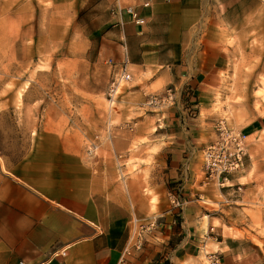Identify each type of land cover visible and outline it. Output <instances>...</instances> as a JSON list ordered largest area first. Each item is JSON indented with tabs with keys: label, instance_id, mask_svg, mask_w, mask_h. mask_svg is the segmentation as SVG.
<instances>
[{
	"label": "crops",
	"instance_id": "obj_1",
	"mask_svg": "<svg viewBox=\"0 0 264 264\" xmlns=\"http://www.w3.org/2000/svg\"><path fill=\"white\" fill-rule=\"evenodd\" d=\"M144 1L78 0L72 16L84 55L95 63L125 64L131 77L116 110L131 130L122 129L112 140L126 151L91 156L67 147L62 137H50L38 139L42 147L17 164L3 158L0 264H118L131 217L155 215L161 216V232L148 235L144 251L127 264H152L161 257L168 264H206L202 253L216 254L217 264H264V117L242 126L244 182H234L240 171L223 185L199 182L201 151L215 137L211 125L218 120L210 112L220 81L215 66L227 60L223 50L231 48L226 39L232 34L247 32L252 21L264 26V3L150 0L143 6ZM127 7L144 23L135 24ZM167 86L176 89V97L188 86L194 89L195 117H186L178 105L169 106L163 118L140 114L145 96ZM138 159L148 161L140 165L146 172L141 168L134 172L138 178H127L126 201L121 188L108 185L105 168ZM175 186L184 201L178 213L167 197ZM251 207L259 208L258 219L244 211Z\"/></svg>",
	"mask_w": 264,
	"mask_h": 264
},
{
	"label": "rangeland",
	"instance_id": "obj_2",
	"mask_svg": "<svg viewBox=\"0 0 264 264\" xmlns=\"http://www.w3.org/2000/svg\"><path fill=\"white\" fill-rule=\"evenodd\" d=\"M77 2L0 0L1 169L3 158L17 164L42 147L38 144L40 138L62 137L68 142L67 147L91 156L100 153L114 156L126 151L112 140L122 129L131 128L123 126L116 116L118 101L114 108H108L105 99L111 75L108 60L95 63L84 55L81 34L75 30L78 24L72 16ZM78 20L86 19L80 16ZM252 22L247 32L226 39L231 48H224L227 60H219L215 66L220 81L214 88L210 111L218 114V120L224 119L231 128L241 131L250 121L264 117V26ZM166 110L139 109L140 114L154 112L160 118ZM140 141L147 142L146 138ZM137 147L134 144L129 148ZM153 150L152 147L146 151ZM121 162H111L104 173L108 185L121 188L128 201V177L138 178L134 172L141 168L146 172L145 166L140 165L148 161ZM121 164L128 166L127 169H121ZM239 171L234 182L242 184V168ZM209 184L217 186L216 182ZM203 201L200 203L206 205L209 199L203 197ZM210 205L209 202L207 206ZM244 211L252 218H259V208ZM130 227L128 223L127 230ZM200 260L205 263L203 253Z\"/></svg>",
	"mask_w": 264,
	"mask_h": 264
},
{
	"label": "built area",
	"instance_id": "obj_3",
	"mask_svg": "<svg viewBox=\"0 0 264 264\" xmlns=\"http://www.w3.org/2000/svg\"><path fill=\"white\" fill-rule=\"evenodd\" d=\"M150 0L143 2V6H147ZM128 13L135 24L141 25L144 23V18L139 15L133 7H127ZM107 63L112 66L109 82L105 89V99L108 108H114V105L119 101L121 89L124 84L129 82L131 77L126 70L125 64H117L111 59ZM176 89L173 86H167L161 92L147 94L142 102V107L153 110H163L172 105L183 107L185 116L193 118L198 113L197 102L194 94V89L186 87L179 92V96H175ZM215 137L209 141L202 149V168L200 183L208 184L216 182L225 184L229 181L230 176L239 171L244 166V158L247 156V135L241 130L231 128L224 119L216 120L213 123ZM171 209L176 213L180 212L184 201L182 199L181 187L175 186L167 193ZM199 200L203 198L199 197ZM160 218L161 216H152L147 220L139 219L137 216H132L129 224L131 227L128 230V241L123 249L118 264H127L132 257L140 255L145 246L149 243L146 234L160 233ZM206 264H217L218 257L214 253H205ZM152 264H168V259L161 257Z\"/></svg>",
	"mask_w": 264,
	"mask_h": 264
}]
</instances>
